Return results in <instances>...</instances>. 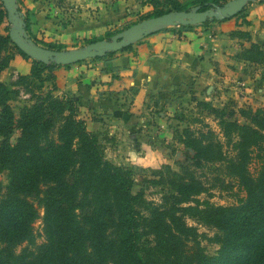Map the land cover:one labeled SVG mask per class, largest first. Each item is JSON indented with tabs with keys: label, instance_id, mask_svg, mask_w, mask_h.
Wrapping results in <instances>:
<instances>
[{
	"label": "trees",
	"instance_id": "1",
	"mask_svg": "<svg viewBox=\"0 0 264 264\" xmlns=\"http://www.w3.org/2000/svg\"><path fill=\"white\" fill-rule=\"evenodd\" d=\"M222 4L202 0L183 7L176 0H167L172 9L150 18ZM6 21L0 1V26ZM26 28L31 37L27 19ZM229 36L251 44L242 48L236 60L264 66L262 45L252 43L250 35L240 30ZM47 48L63 50L61 45ZM113 55L90 61L103 62L106 73H117V68L108 69ZM16 56L30 60L12 43L9 32L7 36L0 33V174L7 173L9 180L5 189L0 183V264H264V108L198 103L201 114L218 122L235 154L232 159L211 130H185L180 138L195 153L192 161L197 168L227 163L229 175L244 193V197L236 194V205L223 207L201 200L205 188L199 180L170 173L172 176L157 182L168 188V196L146 217L140 210L143 196L133 192V172L106 159L98 136L80 118L77 101L55 95L52 71L60 66L33 60L30 74L7 85L1 77ZM33 81L40 90L51 82L52 89L33 106L15 113L11 101L18 92L14 88L26 82L30 86ZM195 122L203 123L200 119ZM15 132L19 137L12 144ZM254 161L259 163L255 174L250 171ZM39 220L43 224L40 233L34 228ZM188 220L218 231L214 238L220 246L218 256L206 254L201 234ZM39 239H43L41 244Z\"/></svg>",
	"mask_w": 264,
	"mask_h": 264
},
{
	"label": "rangeland",
	"instance_id": "2",
	"mask_svg": "<svg viewBox=\"0 0 264 264\" xmlns=\"http://www.w3.org/2000/svg\"><path fill=\"white\" fill-rule=\"evenodd\" d=\"M18 1L20 10L31 24V30L32 26L38 28L37 34L32 33V39L38 41L42 47H59L61 45L63 50L87 46L92 40H109L113 34L119 31L147 20L160 11L172 9L169 5L167 6V0ZM176 1L183 7L202 2V0ZM219 1L224 4L231 0ZM260 4H264V0L250 5L246 12L253 10ZM82 5L87 9V12L89 10L91 13L89 15L94 19V24H100L106 29L97 35H90L88 39H80L72 43L68 41V38H64L62 33H65L64 31L69 29L67 27L73 25L74 21L78 22L77 17ZM89 6H93L94 9L92 10ZM36 13L42 14V24H45L44 19L48 21L49 29H43ZM92 13L94 14L92 15ZM240 18H244L242 13ZM88 19L90 20L89 17ZM84 23L87 24V22ZM49 30L52 32L50 33ZM9 31L10 25L6 21L0 26V33L7 36ZM118 54L121 53H115L108 65V69L117 68V73H111L112 75L121 74L120 69L125 66L124 60L121 57H116ZM118 60H121L122 63L119 70L116 67ZM26 61L30 65L33 64L32 59H26ZM27 69L28 67H21L16 63L15 57L10 68L2 74L1 80L7 85L15 84L20 81L21 73H25ZM241 72L239 79L247 85L246 87L253 90L251 94H254V97H250V95L247 103L243 106L237 105L234 108H264L262 107L264 106V98L258 96L260 93L264 97V66L248 65L243 67ZM197 83L198 86H196ZM37 84L36 81H33L28 86L26 82L25 85L14 88L15 92H18L11 101L15 113L19 114L25 106H33L41 95H46L52 88L51 82L46 83L41 90L37 88ZM201 87L200 82H190L180 86L170 79L162 78L157 85L148 87L146 94L140 98H138L136 90H131L129 85L127 88H120L119 90L112 89V87L107 88L103 92L109 104L105 112L87 114L86 111L81 110V106L79 108L80 118L87 123L88 130L98 136L104 148L106 159L133 172L135 178L133 192L135 195L141 194L143 196L140 210L146 217L150 216L154 208L162 206L166 196H168V188L157 184V182L172 176L170 173L186 177L192 176L199 180L205 188L200 199L209 200L216 206L236 205V194L244 197V193L239 191L237 181L229 175L227 163L204 164L202 168H197L192 161L195 153L186 148L180 141L185 130L195 133H198L199 130L204 132L211 130L218 135L223 143V151L227 157L232 159L235 156L232 148L227 145L223 138L218 122L214 117L199 112L197 107L199 102H211L207 88ZM213 102L216 103L215 100ZM231 104L230 106L236 105ZM197 119L202 120L203 123L195 122ZM238 119L243 122L241 118L238 117ZM18 137L19 133L15 132L11 138L12 144L16 143ZM1 143L2 139H0ZM258 168V161H254L250 166V171L255 174ZM0 183L3 184L4 189L9 185L7 173L0 174ZM40 212L42 215L43 211L40 210ZM187 222L189 226L197 228L201 234L202 246L205 248L206 254L210 257L218 256L220 246L214 241L218 231L196 221L188 220ZM34 228L36 232H42V221L39 220ZM42 242L43 239H39L37 243L41 244Z\"/></svg>",
	"mask_w": 264,
	"mask_h": 264
},
{
	"label": "crops",
	"instance_id": "3",
	"mask_svg": "<svg viewBox=\"0 0 264 264\" xmlns=\"http://www.w3.org/2000/svg\"><path fill=\"white\" fill-rule=\"evenodd\" d=\"M83 5L80 11L78 10V22L74 21L73 25L62 33L69 42L88 39L90 35H97L106 29L100 24H94V19L89 15L91 13L89 10L87 12ZM89 7L94 9L93 6ZM36 14L43 29H49L46 19L45 24L41 23L42 14ZM37 29L32 26V33L37 34ZM237 30L248 33L252 43L264 46V4L245 12L244 18H233L189 31L174 29L150 36L131 50L122 52L123 55L116 56L121 57L125 63L121 68V60L116 61V67L118 70L121 68V74L106 73L104 63L95 61L57 67L52 71L56 77L55 95L59 98H71L79 102L82 111L95 114L105 112L109 105L103 93L107 88L119 90L129 85L131 90H136L140 98L146 94L148 87L157 85L163 78L170 79L180 86L200 82L201 88H207L209 100L216 107L217 104L223 107L230 106L231 103L236 104L234 106H243L248 102V97H254V94H251L253 90L241 82L239 74L242 73L243 67L251 64L238 61L235 57L242 48H249L251 44L229 36ZM16 63L21 67H28L21 75L30 74L32 65L25 58L16 56ZM258 96L264 98L260 93Z\"/></svg>",
	"mask_w": 264,
	"mask_h": 264
},
{
	"label": "water",
	"instance_id": "4",
	"mask_svg": "<svg viewBox=\"0 0 264 264\" xmlns=\"http://www.w3.org/2000/svg\"><path fill=\"white\" fill-rule=\"evenodd\" d=\"M0 1L7 12L10 39L21 52L30 59L46 66L67 67L119 53L139 44L150 36L172 28H197L207 23L231 20L260 0H231L222 5H213L207 10H202L200 6H197L188 11L170 12L135 24L109 40L97 41L78 49L61 51L42 47L30 37L26 28V18L20 10L18 0Z\"/></svg>",
	"mask_w": 264,
	"mask_h": 264
}]
</instances>
